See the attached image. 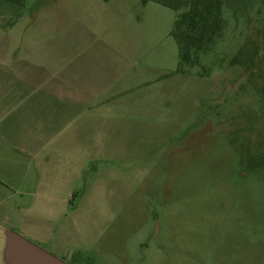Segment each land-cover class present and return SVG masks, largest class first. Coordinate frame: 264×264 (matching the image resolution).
<instances>
[{"label":"rangeland","instance_id":"obj_1","mask_svg":"<svg viewBox=\"0 0 264 264\" xmlns=\"http://www.w3.org/2000/svg\"><path fill=\"white\" fill-rule=\"evenodd\" d=\"M222 1L221 34L181 63L176 11L155 1L0 0L12 33L52 38L84 25L107 40L140 102L107 227L80 212L90 234L44 250L67 264H264V0Z\"/></svg>","mask_w":264,"mask_h":264},{"label":"crops","instance_id":"obj_2","mask_svg":"<svg viewBox=\"0 0 264 264\" xmlns=\"http://www.w3.org/2000/svg\"><path fill=\"white\" fill-rule=\"evenodd\" d=\"M6 24L0 25V210L3 201L9 209L1 219L39 247L58 250L61 238L90 234V222L76 219L80 212L107 227L108 198L124 193L129 148L122 138L139 131L140 102L127 96L128 70L115 61L123 53L86 26L82 34L50 38L24 37L11 32L16 22Z\"/></svg>","mask_w":264,"mask_h":264},{"label":"trees","instance_id":"obj_3","mask_svg":"<svg viewBox=\"0 0 264 264\" xmlns=\"http://www.w3.org/2000/svg\"><path fill=\"white\" fill-rule=\"evenodd\" d=\"M143 3L151 0H141ZM176 11L172 36L179 46L180 62H196L222 32V0H152ZM19 2L21 0H14Z\"/></svg>","mask_w":264,"mask_h":264},{"label":"water","instance_id":"obj_4","mask_svg":"<svg viewBox=\"0 0 264 264\" xmlns=\"http://www.w3.org/2000/svg\"><path fill=\"white\" fill-rule=\"evenodd\" d=\"M2 264H67L10 228H0Z\"/></svg>","mask_w":264,"mask_h":264}]
</instances>
